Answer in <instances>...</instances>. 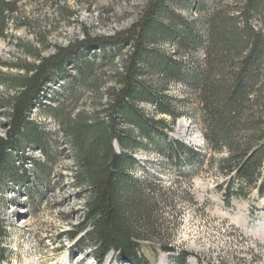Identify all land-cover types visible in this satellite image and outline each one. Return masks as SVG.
Returning a JSON list of instances; mask_svg holds the SVG:
<instances>
[{
    "label": "trees",
    "instance_id": "obj_1",
    "mask_svg": "<svg viewBox=\"0 0 264 264\" xmlns=\"http://www.w3.org/2000/svg\"><path fill=\"white\" fill-rule=\"evenodd\" d=\"M42 1L61 5L60 0H0V41L9 38L12 26H21L24 5ZM211 1L195 28L171 9L175 3L189 10L192 0H147L126 28L109 35L85 29L54 54L38 53L37 62L19 66L23 76L8 83L13 94L0 96L5 120L0 123L5 130L0 194L10 182L28 180L27 149L47 154L49 134L31 120L42 108L59 122L72 147V186L85 198L81 221L66 238L74 252L89 254L98 264L109 256L120 263L151 264L146 252L155 261L161 254L177 255L176 261L186 264L189 255L168 238L165 214L173 211L175 193L145 169L146 180L134 175L144 165L137 154L154 152L167 161L166 169L189 168L188 181L197 176L204 154L169 137L184 115L178 107L185 101L195 107L206 151L227 154L215 161L224 178L215 190L224 204L248 201L253 192L264 197V0L224 7ZM63 20L70 23V15ZM170 83L184 86V100L169 95ZM56 86L63 95L50 91ZM79 90L90 91L94 109L66 114L64 104L75 101ZM142 105H153V115ZM35 166L40 176L48 171L47 164Z\"/></svg>",
    "mask_w": 264,
    "mask_h": 264
},
{
    "label": "rangeland",
    "instance_id": "obj_2",
    "mask_svg": "<svg viewBox=\"0 0 264 264\" xmlns=\"http://www.w3.org/2000/svg\"><path fill=\"white\" fill-rule=\"evenodd\" d=\"M146 1L60 0L59 6L43 1L37 5H24L19 16L22 17L19 20L21 26H12L9 38L0 41V96L13 94L14 89L8 83L12 78L23 76L18 67L35 64L38 53L42 57L54 54L56 47H66L69 42L81 38L85 29L95 35H109L126 28ZM235 1L219 2L224 7ZM212 3L211 0H192L189 10L183 4L175 3L171 9L189 19L195 27L198 21L204 20ZM60 8L65 10L63 15ZM69 15L70 23L63 20ZM2 80H7V85H2ZM68 87L71 88L70 84ZM55 90L64 94L58 86L50 88L51 92ZM89 92L81 90L75 101H67L64 112L76 115L86 111L90 114L94 107ZM168 93L175 99L184 100L186 89L180 83H170ZM185 102L183 106L179 104L184 115L175 123L169 137L204 154L197 167V176L188 181L184 176L190 175L189 168L184 167L181 171L166 169L167 161L154 152L137 154L144 165L134 175L146 180L142 172L145 169L152 178L162 181L166 189L175 193L171 202L173 211L165 214L170 221L168 238L179 252L189 255L186 264H264V197L258 198L253 192L248 201L224 204L215 190V186L224 182L215 169V161L227 158V154L215 156L201 148L202 133L195 107ZM47 104L54 107L56 102ZM140 108L153 115V105ZM31 120L49 134L50 143L45 155L38 150L25 151L29 160L23 168L28 180L18 185L10 182L0 194V258L7 264H92L94 259L89 254L72 256L73 251L69 249L74 243H70L65 235L72 226L80 223L85 205L84 196H79L82 192L72 186L76 169L72 147L59 122L42 108L33 111ZM0 123H5L4 117H0ZM4 135L5 130L0 127V136ZM37 162L47 164L48 171L44 176L36 169ZM146 257L151 264H181L176 261L177 255L161 254L155 261L146 252ZM105 264L117 262L111 257Z\"/></svg>",
    "mask_w": 264,
    "mask_h": 264
},
{
    "label": "bare ground",
    "instance_id": "obj_3",
    "mask_svg": "<svg viewBox=\"0 0 264 264\" xmlns=\"http://www.w3.org/2000/svg\"><path fill=\"white\" fill-rule=\"evenodd\" d=\"M183 127H185L184 124H183ZM163 262H164V261H163Z\"/></svg>",
    "mask_w": 264,
    "mask_h": 264
}]
</instances>
